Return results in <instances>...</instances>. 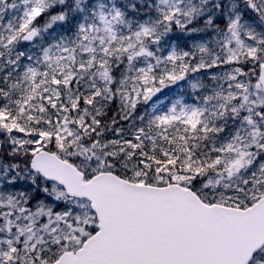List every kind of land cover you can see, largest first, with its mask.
<instances>
[{
	"label": "snow or ice",
	"instance_id": "snow-or-ice-1",
	"mask_svg": "<svg viewBox=\"0 0 264 264\" xmlns=\"http://www.w3.org/2000/svg\"><path fill=\"white\" fill-rule=\"evenodd\" d=\"M0 264H264V0H0Z\"/></svg>",
	"mask_w": 264,
	"mask_h": 264
}]
</instances>
